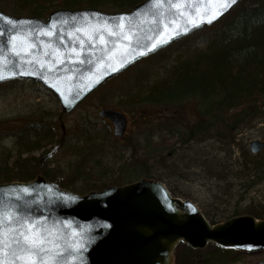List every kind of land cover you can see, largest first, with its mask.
<instances>
[{
    "label": "water",
    "instance_id": "95a60500",
    "mask_svg": "<svg viewBox=\"0 0 264 264\" xmlns=\"http://www.w3.org/2000/svg\"><path fill=\"white\" fill-rule=\"evenodd\" d=\"M239 1L237 0V3ZM152 2L153 0H148L127 14H103L96 9L57 10L51 12L46 22L38 18L17 19L0 12V29L5 32L4 36H0V57L8 58L0 60V74L5 77L0 82L21 78L38 81L56 94L63 111L70 112L99 85L118 75L132 63L150 56L182 36L213 24L237 4L224 11L212 23L205 22L198 27L188 25L186 19L177 15L179 35L172 34V39L167 43L161 41V46L147 55L137 54L135 59L129 56L131 62L126 63L119 71H112L110 68L105 71L96 66L98 58L105 56L103 46L98 40L94 47L88 43L86 36L80 34V39L85 41L81 49L79 41L68 35L69 31L78 26L72 17L77 21L87 17L93 22L108 20L115 23V18L125 16L130 18L128 27L135 33L132 45L136 46L137 41L140 46L150 44L148 37L161 30L157 24L151 23ZM206 4L207 0H198V3L187 0L186 10L193 11L199 7L204 11ZM171 19L172 13L169 12L168 20ZM6 20H12L17 27L12 29ZM64 20H67L68 24L60 23ZM53 21L58 22L56 36H39L37 30L49 27ZM186 27L190 30L186 31ZM16 34L20 37L17 40L18 46L35 44V47L30 49V55L24 59L43 61V69L38 63H25L23 67L33 74L18 73V58L9 51L10 45L7 42L9 35ZM107 39L109 49H112L114 44L121 43L114 37ZM45 44H50L51 47H45ZM71 48L81 52L79 59L84 60V64L73 63L76 57L70 52ZM122 51L117 47V59ZM59 58L64 59L62 65L57 63ZM9 60L15 62L17 67L10 64ZM116 67H119V64H116ZM13 72L16 74L13 75ZM89 75L91 81L87 79ZM97 80L99 82H96ZM53 84L60 90L57 91ZM62 92L64 95H61ZM99 113L101 117L113 123L115 136L121 138L127 124L125 116L111 109H104ZM249 146L253 152H259L264 145L263 142L254 140ZM24 188H27L31 195L25 194L22 191ZM16 197L22 199L18 200ZM9 205L16 206L19 214L43 224L62 247L71 248L74 240L83 244L81 251L73 252L67 257V264H173L174 250L180 242L201 249L208 243H215L228 248L264 252V218L259 220L250 215L233 216L223 222L210 224L204 213L199 211L190 199L183 200L172 195L166 185L158 179L145 177L123 186L112 185L101 191L91 190L79 195L38 175L35 179L25 182L0 184V210L7 209ZM257 264H264V259Z\"/></svg>",
    "mask_w": 264,
    "mask_h": 264
},
{
    "label": "rangeland",
    "instance_id": "374dc122",
    "mask_svg": "<svg viewBox=\"0 0 264 264\" xmlns=\"http://www.w3.org/2000/svg\"><path fill=\"white\" fill-rule=\"evenodd\" d=\"M256 1L260 0H245L242 5ZM0 5L4 12L15 15L11 11L13 8L11 2L0 0ZM52 9H55V6H50L41 17L47 18ZM100 10L115 13L117 8L105 7ZM234 12L235 10L215 23L213 27L204 28L201 32L197 31L173 43L150 59L142 60L130 67L119 74V77L97 89L71 113L65 114L61 111L58 100L35 81L16 80L0 83V158L13 151L19 135L25 132L26 128H31L34 122L44 123L46 118L55 120L56 116L61 114L60 119L56 121L54 131L59 142H52L45 148L35 151L33 155L35 157L43 151H50L46 154L44 172L62 184L70 186L69 188L75 192L80 193L112 184L111 181L114 179L112 176L118 175L119 164L115 159L122 155L120 161L130 155L132 157L137 155L139 158L141 155L143 159L148 160L161 152L160 156L165 159L168 149L148 150V148L144 149L147 147L146 144H152L154 147L158 139L161 141L167 139L168 142L174 143L176 138L168 136L175 133L169 132L175 128L184 131L187 125L196 123L199 119L196 105L190 100L185 101L180 107L177 100L179 96L175 95L167 99L175 98L177 101L174 103H177V108L157 106L153 101H144L148 97L146 94L152 85L165 84L171 77L177 75L174 72L176 65L183 66L185 62L198 61L196 57L198 55L204 57L212 54L215 32L219 34L222 23L228 21ZM130 95H138L139 99L145 98L139 105H132L129 104ZM109 107L124 112L129 119L128 130L122 141L113 137L109 124L97 115L98 110ZM138 114L142 117H138ZM54 120L46 122L53 123ZM94 134L100 135L97 139L102 141L100 145L96 148L82 149L84 140L81 138ZM237 136V145L233 146L230 155L215 143L216 137H212L207 142L197 144L191 140L182 146L177 143L178 152L168 159L171 162H178L179 170L187 173L186 179L174 175V179L168 181L177 194L179 193L184 199L190 198L199 209L209 215L217 214L214 220L218 221L233 216V212L244 214L249 204L253 209L264 206V168L259 171L260 180L249 181L241 175L243 166H246L250 159L241 149L248 150L251 140L264 141V112L260 119L254 120L251 125L243 126ZM112 153L114 157L109 159ZM145 155L147 158H144ZM143 159L141 160L145 161ZM136 160L133 161L136 163ZM131 165L132 163L128 167ZM103 169L106 170L107 176L102 177L104 179L101 180L98 178L101 177L99 173ZM155 172L163 174L164 177L174 173L170 168L160 166ZM76 175H81L78 180ZM102 181L105 184H102ZM84 183L93 187L81 191ZM222 214L224 216L220 217ZM178 247L175 264H223L219 261L221 256L216 245H209L202 250H194L184 244ZM262 258L263 254L256 250L250 254L246 252L240 255L234 262L224 261V264H252Z\"/></svg>",
    "mask_w": 264,
    "mask_h": 264
},
{
    "label": "trees",
    "instance_id": "16d2710c",
    "mask_svg": "<svg viewBox=\"0 0 264 264\" xmlns=\"http://www.w3.org/2000/svg\"><path fill=\"white\" fill-rule=\"evenodd\" d=\"M8 1L13 4L11 11L15 15L24 14L40 17L44 15V12L50 6L67 9L109 7L117 8L119 11H126V9L134 7L137 3L144 0ZM57 1L61 3L55 4L54 2ZM243 2L245 0L241 1L236 8L237 10L235 9L233 15L230 16L231 18L222 23L219 34L217 35L215 32V46L211 49L213 50L212 54L205 55L204 57L198 55L196 56L199 59L198 61H188L183 66L176 65L174 72L177 75L171 77L165 84L152 85L146 94L148 95L146 99H144L145 97L139 99L138 95H130L129 104L132 105H139L144 99V101H153L157 106L173 107L171 105L175 104L176 99L168 100L167 98L174 97L175 95L179 96L180 107H182L185 101L193 100L199 119L191 126L187 125L184 131L177 128L170 131V134L175 133L168 136L176 138L174 143L168 142L167 139L162 141L158 139L154 147L152 144H146L147 147L144 149L148 148V150L159 149L164 151L165 148L168 149L169 152L165 156V159L160 156L161 152L148 160L143 159L140 155V158L147 161V163L142 161L137 155L133 157L130 155L122 161L119 159L123 155L115 159L116 163L119 164L118 175L112 176L114 179L111 183L123 184L124 182L133 181L139 176H157L166 183L171 193L180 195L179 193L177 194L170 182H168L170 179H174V175L186 179L187 173L186 171L179 170L178 162L168 160L169 157L175 156L178 152L179 147L176 146L177 143H179V146H182L191 140L197 144L207 142L208 139L216 137L215 143H218L230 155L233 152V146L237 145V134L242 127L246 124L251 125V122L261 118L264 112V0L247 3L246 5H242ZM199 64L201 66H197ZM233 108H235L234 111H232ZM60 116H56L55 120L46 118L44 119V123H34L31 128H26V131H23L19 135L13 151L3 155L5 157L0 158V182L15 179L25 181L34 178L37 173H42L44 177L60 184L62 187H70L44 172L46 154L50 151H43L38 154L39 156L35 157L33 155L35 151L45 148L52 142H59L54 131L56 121L60 119ZM138 117H142V115L138 114ZM50 120H54L53 123L46 122ZM99 136L98 134H94L81 138L84 140V147L82 149L98 147L102 142L97 141ZM78 143L75 144L78 145ZM75 149L73 148V151ZM241 150L245 155L250 157L248 164L243 166L241 175L249 181L260 180L259 171L264 168V150L257 155H251L247 149ZM146 156L144 158H147ZM113 157L112 153L109 159ZM133 160H136V163ZM130 163L132 165L128 167ZM159 166L163 168L168 167L174 173L166 175V177L161 173L156 174L155 170ZM99 174L101 177L98 179L101 180L104 179L102 177L107 176L105 169ZM76 176L78 180L81 175ZM102 184L105 183L102 181ZM91 187L84 183L81 191ZM245 211L257 218L264 216V206H257L253 209L249 204ZM203 212L210 219L211 223L215 221L214 219L216 218L214 216L217 214L212 215L211 213L209 215L206 211L203 210ZM233 213V215H237V213ZM222 216L224 214L220 217ZM220 256L221 259L219 257V261L223 262V264L225 260L228 262L232 260V255L229 251L225 250Z\"/></svg>",
    "mask_w": 264,
    "mask_h": 264
},
{
    "label": "snow or ice",
    "instance_id": "6c2138e0",
    "mask_svg": "<svg viewBox=\"0 0 264 264\" xmlns=\"http://www.w3.org/2000/svg\"><path fill=\"white\" fill-rule=\"evenodd\" d=\"M193 3H198V0H193ZM237 0H207L205 5L206 10L201 11L196 7L193 11H187V0H153L151 9V23L157 24L161 30L158 33L149 36L150 44L140 46L137 41L136 46L132 45L135 33L132 28L128 27L131 23L129 17L120 16L115 23L111 21L96 20L93 22L85 17L81 21H77L75 17L71 19L77 23L72 31H69L70 38H75L79 41L80 48L83 49L85 41L80 39V34L87 37L88 43L96 46V41L103 46L105 56L98 58L95 62L98 68H103L107 71L109 68L112 71H119L126 63L131 62L128 57L135 59L137 54L139 56L147 55L148 52L155 50L161 46V41L167 43L173 38L172 34L179 35V25L176 21V16L186 19L187 24L192 27H198L199 24L205 22L212 23L214 19L222 15L224 11L236 4ZM211 5V7H208ZM166 9V10H165ZM172 13V19L168 20V13ZM139 17V14H137ZM6 23L15 29L17 25L12 20H6ZM24 23V22H21ZM62 24H68L67 20L61 21ZM58 22L53 21L49 27L38 29V35L41 37H55ZM186 31L190 28H185ZM5 32L0 29V36H4ZM107 37H114L121 41L118 45L114 44L112 49L107 47ZM167 37V39H165ZM19 34L9 35L8 44L9 51L18 58L19 66L15 62L9 60L10 64L17 67L20 75H31V71L26 70L23 65L25 63L31 65L33 62L38 63L39 67L43 69L45 64L39 60H25L24 57L30 55V49L35 47V44L28 43L26 46H18L17 40ZM45 47H51L50 44H45ZM122 49V54L117 59L116 49ZM146 49V50H145ZM70 52L75 54L76 59L73 63L84 64L85 61L79 59L81 52L75 48H71ZM47 55V53H45ZM105 57L107 58L105 60ZM8 59L0 57V60ZM57 63L63 64L64 59L59 58ZM88 63H93L88 61ZM119 64V67H116ZM52 70L51 63L49 64V71ZM16 72H13L15 75ZM5 79L4 75L0 74V80ZM91 81V75L87 77ZM96 82H99L98 80ZM88 85H85L87 87ZM53 87H57L53 84ZM57 87V91H59ZM61 95H64L62 92ZM25 194L31 195L27 188L22 189ZM16 199H22L16 197ZM83 248V244L74 240L71 248L67 246L62 247L58 240L52 238L50 230L45 229L43 224L39 221H32L26 216L19 214L18 209L14 205H9L5 210H0V264H67V257L71 256L73 252H79Z\"/></svg>",
    "mask_w": 264,
    "mask_h": 264
},
{
    "label": "bare ground",
    "instance_id": "6f19581e",
    "mask_svg": "<svg viewBox=\"0 0 264 264\" xmlns=\"http://www.w3.org/2000/svg\"><path fill=\"white\" fill-rule=\"evenodd\" d=\"M251 154V153H250ZM252 155V154H251ZM214 222H216V221H214Z\"/></svg>",
    "mask_w": 264,
    "mask_h": 264
}]
</instances>
